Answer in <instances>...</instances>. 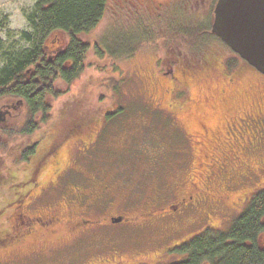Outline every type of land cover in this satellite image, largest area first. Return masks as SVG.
<instances>
[{
    "label": "flooded vegetation",
    "instance_id": "obj_1",
    "mask_svg": "<svg viewBox=\"0 0 264 264\" xmlns=\"http://www.w3.org/2000/svg\"><path fill=\"white\" fill-rule=\"evenodd\" d=\"M218 2L120 0L125 19L140 20L141 16H149L154 26H160L153 32V37L148 35L138 41L131 40L132 37L128 41L123 40L127 42L122 47L124 56L131 48L138 49L133 56L139 54L143 44L153 47L162 43L168 45L167 50L162 47L159 50L157 45L150 52L152 63L146 69L148 72L136 75L134 79L141 81L144 77L151 86L155 84L165 89L169 98L166 107L160 105V111H165L166 115L154 118L157 119L155 123L158 122V127L162 129H170L163 133L178 137L183 145L181 149L197 157V161L192 163L194 171L189 170L184 190L178 184L174 192L169 191L164 196L165 200L158 204L149 202L143 208L118 210L114 202L122 200L116 201L110 197V191L115 188L94 178H84L89 183L77 181L75 158L71 162L64 152L75 135L94 133V128L84 126L71 116L58 118L49 114L48 119L38 125V135L34 136L37 137L36 143L25 161L22 175L17 179V173L12 171L10 180L3 179L0 185L5 187L8 181H18L6 193L10 197L0 207V218L7 216L0 226V253L25 244L24 256H29L33 264H62L58 260L57 245L63 239L73 248L74 258L68 264H124L121 251L115 248V244L106 243L109 232L130 229L133 233L143 228L158 231L163 227L174 234L170 235L171 242L164 245L155 258H163L173 251L182 258L163 264H176L185 259L178 250L196 234L175 239L180 234V228L187 229L191 218L201 217V222H204L217 216L212 212L219 213L218 217L221 214L225 219L235 215L239 217L247 209L251 198L264 190V96L259 100L238 99L236 85L255 69L212 32ZM139 23L138 26L142 28ZM171 37L177 40L171 41ZM180 41L197 42L198 47L204 42L212 43L197 52V45L190 46ZM64 49L60 42L48 41L44 46L47 60L53 61L58 53H64ZM191 55L193 57L190 58ZM64 67L70 69L71 61ZM206 76L216 79L219 84L217 98L206 100L208 109L215 113L212 116L215 120L199 122L198 131L191 138L188 120L180 119L177 113L185 112L188 108L193 85L191 80L195 79V82ZM75 81L76 77L71 82ZM57 83L66 85L58 80L53 83V88ZM0 105V120L14 117L16 122L13 127H5L3 123H0V127H23L26 124L27 106L22 99L0 100ZM155 110L152 106V111ZM41 118L38 116L37 120ZM90 122L97 124L100 120ZM97 144L98 139H94L80 150H95ZM146 150V154H155ZM99 208L103 211L93 216ZM103 253L109 256L100 257ZM90 255H96L95 260H91ZM138 256L136 254L133 258ZM79 257L84 260L77 259ZM142 257L144 263L138 261L129 264H150L148 259Z\"/></svg>",
    "mask_w": 264,
    "mask_h": 264
},
{
    "label": "rangeland",
    "instance_id": "obj_2",
    "mask_svg": "<svg viewBox=\"0 0 264 264\" xmlns=\"http://www.w3.org/2000/svg\"><path fill=\"white\" fill-rule=\"evenodd\" d=\"M36 2L37 0H0V69L5 66L6 56H17L32 49V43L26 36L33 35L28 17L33 13ZM139 19H125L120 8V0H108L101 22L91 33L81 37V40L89 46L84 72L68 88L63 83H57L54 89L57 93L64 94L56 99L52 97L48 99L50 114L58 118L71 116L72 119H78L79 123L82 122L84 126L94 128V133L75 135L70 141L71 145L64 148V152L71 162L75 158L77 181L89 183L84 178H94L115 188L110 191L112 193L110 197L117 199L116 201L122 200V202H114L121 211L143 208L149 202L158 204L165 200L164 196L169 191L174 192V187L178 184L179 188L184 190L189 170L194 171L192 163L194 160L197 161L196 156L181 149L183 145L178 137L163 133L170 129H162L158 127V122L155 123L157 119L154 118L166 115L164 110V112L160 111V108L167 106L166 102L169 98L165 89L155 84L151 86L144 77L141 81L134 79L136 75H145L146 69L152 63L150 52L158 44L155 47L141 45L140 53L133 57L122 54L125 53L122 47L127 44L123 40L128 41L132 37L131 40L138 41L139 38L144 39L148 35L153 37V32L160 28L152 24L149 16H141ZM138 22L141 23L139 24L142 28L138 26ZM211 43L204 42L201 47H198V44L195 49L199 52ZM165 46L163 43L159 44L158 49L162 47L167 50L168 45ZM109 52L118 54L110 57ZM262 75L255 69L254 72H249L240 79L235 87L238 99L259 100L264 96ZM110 80L120 84L113 93L106 88ZM193 80L195 79L191 80L193 85L188 108L185 112L177 113L180 119L188 120L191 138L198 131L199 122L215 120L212 117L215 113L208 109L206 100H215L219 92L218 81L214 78L206 76L202 80L195 82ZM152 106L156 108L155 112L152 111ZM109 112L113 116L106 118L104 115ZM90 120H100V122L96 124ZM1 123L5 127L6 125L13 127L16 122L14 117L10 119L3 117ZM12 131L7 133L8 146L4 152H0V179H7L12 171L17 173L16 178L19 179L18 177L22 175L21 171L26 167L25 162H18L20 156L16 158L12 155L23 145V139L17 132L15 134ZM94 139H98L95 150L87 152L80 150ZM146 148L155 154L144 153ZM17 179L8 181L5 186L8 189L0 186V207L10 197V194L6 193L13 189L11 186L18 182ZM102 211L99 208L93 216ZM212 214L217 216L204 221L207 224L201 222L203 219L201 217L191 218L187 229L180 228V234L175 239H183L204 228H213V225L227 229L238 218L235 215L225 219L220 216L221 214L218 217L219 213L212 212ZM5 218L7 216L0 218V226ZM162 228H158V231L143 228L139 231L134 230L133 233L130 229L111 231L107 234L106 243L115 244V248L121 251L120 256L125 260L124 264L138 261L144 263L145 260L141 259V256L148 259L150 264L180 260L182 257L173 251L168 252L163 258H155L158 251L171 242L170 235L174 234L171 231L167 232V228ZM57 246L58 260L62 264L72 262L74 253L70 243L60 239ZM25 249V244H19L1 252L0 264H33L29 256H24ZM135 251L138 252L132 254ZM136 254L139 256L133 258ZM99 256L105 258L109 255L103 253ZM95 258L96 255H90L91 260ZM77 259L84 260L82 257Z\"/></svg>",
    "mask_w": 264,
    "mask_h": 264
},
{
    "label": "trees",
    "instance_id": "obj_3",
    "mask_svg": "<svg viewBox=\"0 0 264 264\" xmlns=\"http://www.w3.org/2000/svg\"><path fill=\"white\" fill-rule=\"evenodd\" d=\"M107 1L37 0L33 13L28 17L33 35L26 36L32 43V49L17 56H6L5 66L0 69V100L20 98L27 106V120L23 127H0V152L8 146L7 133L13 130L23 139V145L12 155L20 156L18 162L21 163L32 153L38 125L50 114L46 100L64 94L57 93L52 85L61 80L68 88L73 83L72 79H78L84 72L89 46L81 37L91 33L101 22ZM169 39L177 40L175 37ZM48 41L60 42L65 48L64 53H58L53 61H48L44 52ZM180 43L197 45V42ZM137 51V48H131L126 56H133ZM115 54L118 53L109 52L108 55L113 57ZM69 61L71 67L65 69L64 65ZM107 85V90L112 93L119 87L112 80ZM108 114L104 116H113ZM38 116L42 117L41 120H37ZM2 183L3 179H0V185ZM195 233L178 250L185 259L176 264H264V190L251 198L244 213L227 229L213 225V228Z\"/></svg>",
    "mask_w": 264,
    "mask_h": 264
},
{
    "label": "water",
    "instance_id": "obj_4",
    "mask_svg": "<svg viewBox=\"0 0 264 264\" xmlns=\"http://www.w3.org/2000/svg\"><path fill=\"white\" fill-rule=\"evenodd\" d=\"M214 14L212 32L264 75V0H219Z\"/></svg>",
    "mask_w": 264,
    "mask_h": 264
}]
</instances>
